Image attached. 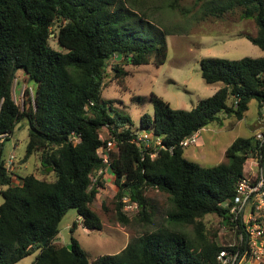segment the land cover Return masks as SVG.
<instances>
[{"label": "trees", "instance_id": "obj_1", "mask_svg": "<svg viewBox=\"0 0 264 264\" xmlns=\"http://www.w3.org/2000/svg\"><path fill=\"white\" fill-rule=\"evenodd\" d=\"M236 6L257 26L256 35L241 36L264 50V0H230L214 8L221 13ZM158 24L137 0H0V136L7 135L0 140V264H17L34 253L32 264H221L217 255L225 245L207 235L203 218L217 214L230 225L226 203L233 200L259 141L255 135L236 138L226 150L227 161L211 167L188 160L181 142L211 123L222 125L223 113L244 119L253 99L261 109L264 57L203 59L202 78L223 85L191 110L175 109L152 92L154 114L141 115L140 129H150L164 147H146L137 140L131 117L114 111L103 91L107 77L125 86L129 64L166 62L170 32ZM53 35L62 50L51 46ZM21 91L17 103L14 96ZM22 120L28 123L23 161L38 154L44 169L53 167L55 180L50 173L22 177L9 169L6 141ZM105 127L107 140L101 138ZM73 132L79 142L72 140ZM111 136L119 149L110 166L118 187L117 219L129 223L125 209L133 204L141 222L152 223L150 188L168 193L171 207L167 225L91 261L74 236L79 221L71 227L72 250L55 240L70 209L85 228L102 230L92 204L104 186L97 173L106 166L101 149ZM13 176L20 178L16 185ZM188 226L194 235L183 229Z\"/></svg>", "mask_w": 264, "mask_h": 264}, {"label": "rangeland", "instance_id": "obj_2", "mask_svg": "<svg viewBox=\"0 0 264 264\" xmlns=\"http://www.w3.org/2000/svg\"><path fill=\"white\" fill-rule=\"evenodd\" d=\"M228 1L230 0H137V5L149 15L151 21L159 22L162 24H158L159 26L169 30L168 57L160 66L154 63L126 66L129 75L126 77L124 87L107 77L103 97L111 101L114 111L130 116L135 127L142 132L141 115L154 114L152 92L169 101L175 109L191 110L202 99L214 95L223 85L208 84L202 78L203 59L239 60L244 57H264L263 49L245 36H241L245 33L256 35L257 26L253 19L243 18L241 8L238 6L233 11L221 13L214 8L221 7ZM56 25H59V22H56ZM56 25L54 28H57ZM50 43L52 47L62 50L55 35ZM22 95L23 91L14 96L17 103L22 102ZM229 103H232V98L229 99ZM258 103L257 99L251 100L244 119L239 121L234 116L221 114L222 125L214 122L200 130L197 142L184 147V156L205 167L226 162V150L231 143L236 138L255 135L263 125ZM146 132L152 138V131L149 129ZM108 137L109 132L105 128L101 132V138L107 140ZM27 142L28 123L22 120L5 145L7 161L14 157L11 167L16 172L15 176L23 177L34 173L42 177L44 173H50L48 177L55 180L57 174L52 172L53 167L49 171L48 167L44 169L38 154L35 153L26 162L23 161ZM154 142L155 140L153 144ZM107 171L108 169H105L102 174L104 186L100 188L92 204V208L103 221L102 230L86 229L76 209H70L59 224L60 232L55 240L58 244L68 245L72 236L71 227L75 221H79L74 236L87 251L91 261L101 255L116 254L124 249L132 238L147 230L168 224L165 213L171 207L169 194L156 188H150L146 193L155 211L152 223L141 222L137 214L138 209L133 204H129L125 209L130 219L129 223L120 222L116 217L115 196L118 187L114 184L115 174ZM15 176L14 185L20 182V178ZM2 201L3 197L0 196V203ZM203 222L210 238L221 245L233 242L232 233L224 226L220 216L208 214L203 218ZM183 229L189 235L195 233L193 226ZM36 254L25 257L17 264H32Z\"/></svg>", "mask_w": 264, "mask_h": 264}, {"label": "built area", "instance_id": "obj_3", "mask_svg": "<svg viewBox=\"0 0 264 264\" xmlns=\"http://www.w3.org/2000/svg\"><path fill=\"white\" fill-rule=\"evenodd\" d=\"M260 111L263 125L255 133L256 139L259 141L258 151L248 159L246 174L237 182L233 200L226 203L230 208L228 215L231 223L229 226H224L231 231L233 242L225 245L219 251L217 259L221 264L264 263V151H262L264 149V101ZM105 128L107 129V127ZM146 131L147 129H143L142 132L137 131L138 141L146 147H150L155 140V145L164 147L160 137H155L152 132V138H150ZM5 136L6 134L1 135L0 140L2 141ZM111 138L107 141L106 146L101 149L106 166L98 171L99 175L103 174L105 169L110 170L112 154L119 151L114 138L112 136ZM197 138L198 132L187 137L181 144L189 146L196 143ZM72 140L79 142L80 138L73 132ZM13 160L14 157L12 156L10 161H7L11 170H13L11 167ZM124 200L128 201V198H124Z\"/></svg>", "mask_w": 264, "mask_h": 264}, {"label": "water", "instance_id": "obj_4", "mask_svg": "<svg viewBox=\"0 0 264 264\" xmlns=\"http://www.w3.org/2000/svg\"><path fill=\"white\" fill-rule=\"evenodd\" d=\"M50 168H51V167H48L47 171H49ZM45 242H46V239L44 240L43 244H45ZM67 246H68V248H69L70 250H72V244H71V243H69Z\"/></svg>", "mask_w": 264, "mask_h": 264}, {"label": "crops", "instance_id": "obj_5", "mask_svg": "<svg viewBox=\"0 0 264 264\" xmlns=\"http://www.w3.org/2000/svg\"><path fill=\"white\" fill-rule=\"evenodd\" d=\"M220 84H221V83H220ZM258 108H259V113H260V110H261V109H260V105H259V103H258ZM198 133H199V132H198ZM108 171H109V170H108ZM108 171H107V173H108ZM107 173H106V174H107ZM80 218H81V217H80ZM81 221H82V219H81ZM80 223H81V222H80ZM86 229H87V228H86ZM88 230H89V229H88Z\"/></svg>", "mask_w": 264, "mask_h": 264}, {"label": "clouds", "instance_id": "obj_6", "mask_svg": "<svg viewBox=\"0 0 264 264\" xmlns=\"http://www.w3.org/2000/svg\"><path fill=\"white\" fill-rule=\"evenodd\" d=\"M82 219V218H81Z\"/></svg>", "mask_w": 264, "mask_h": 264}]
</instances>
